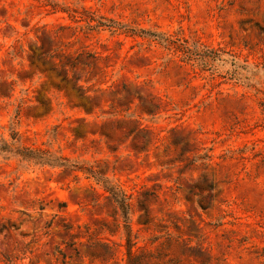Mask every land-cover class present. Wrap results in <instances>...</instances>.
<instances>
[{
  "label": "rangeland",
  "instance_id": "obj_1",
  "mask_svg": "<svg viewBox=\"0 0 264 264\" xmlns=\"http://www.w3.org/2000/svg\"><path fill=\"white\" fill-rule=\"evenodd\" d=\"M0 264H264V0H0ZM129 224V225H127Z\"/></svg>",
  "mask_w": 264,
  "mask_h": 264
},
{
  "label": "trees",
  "instance_id": "obj_2",
  "mask_svg": "<svg viewBox=\"0 0 264 264\" xmlns=\"http://www.w3.org/2000/svg\"><path fill=\"white\" fill-rule=\"evenodd\" d=\"M12 140V143L7 140L1 141L0 157L8 159L11 157H18L23 161L35 164L85 171L93 176L99 184L103 185V188L110 194L111 199L117 205L119 210H121L125 216L128 215L130 210L128 195L118 185L113 184L109 178L102 173L95 171L91 167L80 166L79 163L65 155L45 149L22 145L20 144V138L16 132L14 133Z\"/></svg>",
  "mask_w": 264,
  "mask_h": 264
}]
</instances>
